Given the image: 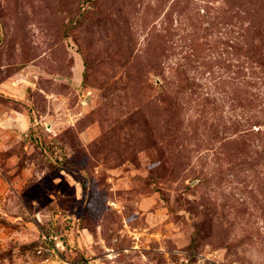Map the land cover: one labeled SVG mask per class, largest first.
Wrapping results in <instances>:
<instances>
[{"label":"rangeland","instance_id":"1","mask_svg":"<svg viewBox=\"0 0 264 264\" xmlns=\"http://www.w3.org/2000/svg\"><path fill=\"white\" fill-rule=\"evenodd\" d=\"M0 264H264V0H0Z\"/></svg>","mask_w":264,"mask_h":264}]
</instances>
